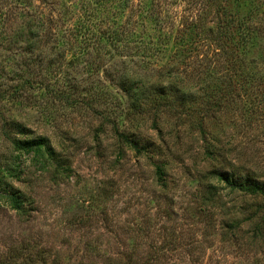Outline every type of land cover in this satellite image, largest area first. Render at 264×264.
Here are the masks:
<instances>
[{
	"label": "rangeland",
	"instance_id": "374dc122",
	"mask_svg": "<svg viewBox=\"0 0 264 264\" xmlns=\"http://www.w3.org/2000/svg\"><path fill=\"white\" fill-rule=\"evenodd\" d=\"M96 1L0 0V264H264V197L216 176L264 182V0ZM80 20L93 32L127 21L163 51L138 49L130 33L91 44L81 61L96 65L99 54L102 67L66 103L38 85L61 89L27 34ZM181 40L187 83L168 73L149 81L198 94L161 106L142 85L144 66L166 70ZM110 74L142 85L138 111L125 116L128 94ZM124 131L144 149L120 140ZM16 139L43 140L49 154L23 152Z\"/></svg>",
	"mask_w": 264,
	"mask_h": 264
},
{
	"label": "trees",
	"instance_id": "16d2710c",
	"mask_svg": "<svg viewBox=\"0 0 264 264\" xmlns=\"http://www.w3.org/2000/svg\"><path fill=\"white\" fill-rule=\"evenodd\" d=\"M106 0H97L96 3L99 5H103ZM154 3H157V0H151ZM92 7L90 4L84 5V10L85 14L89 17L88 14V7ZM157 6V4H156ZM96 10V9H95ZM106 18H110V15H106ZM105 19V18H104ZM117 21V20H116ZM53 23L54 20H51ZM127 25H123L120 22H116V25L109 24L108 26H104L101 28L100 31H94L92 30V26L87 25L86 21H79V24L76 25V27L73 28H64L62 30V27L60 26L59 28L55 29L52 27L46 28V26L43 25V28L40 30H29L27 34V44L26 46L28 47V50H33L36 49L37 55L36 59L38 60V65L44 66V65H49L52 66L53 69H50L55 75L60 78L56 79L57 84L61 87L56 90V88L51 84V82H38V85L44 84L42 87L43 88H51L53 95L55 93L60 96L61 99H64L66 103H70V101L78 102V99H74V92L79 91L78 87L84 86V83L87 82L85 73L89 72L90 74L95 75V73H98L97 71L102 67V62L103 59L102 57L97 54L95 58L99 59V62L94 65L93 63L90 64V66H85V64L82 63L81 59H85L87 56L90 58L92 51H90V45L93 43H108L109 45L111 44H120L124 43L126 39V34L130 33L133 38L132 41L137 43L138 49L139 47L142 48V43L149 44L152 47H154V54L160 53L162 50L160 44H153V40H147V41H140L138 38L142 37L141 35L136 34V29L135 28H130L132 24L129 22L125 21ZM46 24V23H45ZM221 26V25H220ZM229 26H230V21L226 19L222 26L219 28L220 33L219 37L224 36L227 31H229ZM71 27V26H70ZM125 35V36H124ZM143 38V37H142ZM186 42L185 40L179 41L178 48V60L177 61H172L171 64H168V67L166 70L162 71H157L149 66V63L144 66L145 67V80L142 82V85L145 83V87L148 86L150 87V93L154 95V101L158 98L157 102L159 105L161 103L169 105L170 103H177V104H187L189 99L192 101L195 99V95L198 94L197 89L195 91L193 90V85L188 86L190 89L186 90L185 85L183 86H178V90L180 93H182L180 96L171 91L168 87L162 86V85H152L149 80L153 79L154 77H158L159 75H165V73L169 74L170 78H173L174 80H171L173 83L174 81H186L185 76V71L182 70L181 64H184V61L180 58V55H182L183 51L189 50L186 48ZM71 53V56H68L67 54ZM31 59V58H30ZM87 59V58H86ZM89 60V59H88ZM94 61H96L94 59ZM126 62V61H125ZM144 62V59L140 60V65H142ZM146 62V61H145ZM117 63V62H116ZM115 63V64H116ZM29 64V63H28ZM27 64V65H28ZM184 68V67H183ZM75 69V70H74ZM116 68L111 69L110 73H115ZM111 75V76H110ZM107 75L108 77H112L113 74ZM91 76V75H90ZM89 76V78H90ZM93 78V77H92ZM128 78L125 76H119V77H112L111 81L117 82L116 85L122 90L125 91L128 94L127 101L126 102V108H123L125 113V116L129 115L130 113H135L138 111L137 106H142L143 100H147L148 97L143 98V96L146 94L144 91L139 93V90L141 89L138 83V80L135 77H132L130 81L128 82ZM126 81V82H125ZM176 81V82H177ZM223 81V80H222ZM231 81V80H229ZM92 86V85H90ZM198 86V84H197ZM181 87V89H180ZM214 87V86H213ZM84 88V87H83ZM221 88V86H220ZM205 90L207 91V88L205 87ZM177 91V90H176ZM170 92V93H169ZM207 92H211V90H208ZM145 93V94H144ZM194 93V94H193ZM56 94V95H57ZM143 94V96H142ZM167 94L169 96L174 95L172 100L170 98H167ZM189 94V97H186V95ZM229 93H222L220 95V99L216 100L217 108L220 107L219 105L224 102L225 99L228 98ZM142 97V99L140 98ZM146 96V95H145ZM156 96V97H155ZM152 97V96H151ZM150 97V98H151ZM111 101V100H110ZM190 101V102H191ZM89 101H86V104H88ZM85 103V100H84ZM210 103L209 102L206 107L207 110L210 109ZM162 106V105H161ZM160 107V106H158ZM214 109V108H212ZM123 111V110H122ZM143 112V111H140ZM115 117H114V124L118 122L120 118V115H122V112L118 113L115 111ZM117 129V127H116ZM133 131V130H132ZM119 139L124 140L125 143H127L129 146H131L133 149L136 150H143L144 148L140 145H138V140H136L133 135H135V132H119ZM133 137V138H132ZM138 137V136H137ZM15 146L20 149L23 152L31 153L35 152L38 153V155L43 153H48V147H45L46 144L44 143L43 140H37V141H30V140H25V141H20V140H15L14 142ZM45 145V146H44ZM211 148H213L212 144L209 145ZM209 149V148H208ZM140 152V151H139ZM210 150L208 151V154H210ZM157 173L160 174V178L162 179V167L158 166V171ZM218 179L224 180L226 183V187L230 189L232 192H240L243 194H249L252 196H262L264 197V182H259V181H253V182H248V183H237L233 180H230L229 178H221L222 177H227L224 174H217ZM17 201V200H16ZM16 207L18 208V204H16ZM260 229V228H259ZM261 230V229H260Z\"/></svg>",
	"mask_w": 264,
	"mask_h": 264
}]
</instances>
